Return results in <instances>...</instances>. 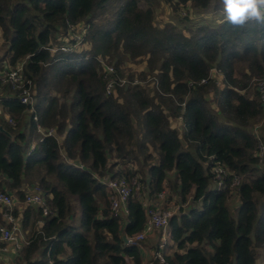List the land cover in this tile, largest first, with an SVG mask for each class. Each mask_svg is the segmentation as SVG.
Returning a JSON list of instances; mask_svg holds the SVG:
<instances>
[{
    "label": "trees",
    "instance_id": "obj_1",
    "mask_svg": "<svg viewBox=\"0 0 264 264\" xmlns=\"http://www.w3.org/2000/svg\"><path fill=\"white\" fill-rule=\"evenodd\" d=\"M142 1L153 0L0 3L7 47L0 71L6 62L15 66L27 59L24 78L35 93L38 116L37 123L19 92L0 84V126L10 134L0 131V192H16L24 202L26 177H41L39 187L52 212L43 217L31 207L24 211L28 243L16 264H143L141 247L125 245L123 233L132 237L144 229V207L131 199L123 226L111 215L106 187L95 177L111 173L118 164L110 165L111 158L137 161L127 148L138 131L137 151L155 164L142 165L144 175L142 168L139 173L120 169L114 177H139L154 198L175 173L171 189L187 207L171 221L161 250L166 264H256L259 251L264 253V170L259 142L249 129L263 119L264 101L260 93L255 98L242 93L252 79L264 77V25L221 22L192 32L187 18L186 34L179 23L156 26L153 7L142 9ZM158 1L176 11L188 5L205 11L214 0ZM69 23L89 26L82 49L51 54L47 48L67 33ZM100 60L114 64L117 72L124 64L145 62L150 74L143 71L141 78L155 80V95L142 84L131 85L136 80L131 77L107 96ZM212 69L222 72L224 88L212 80L192 85L208 79ZM172 118L183 119V138L171 127ZM37 124L55 131V137H43ZM216 163L233 173L225 188L215 185ZM234 176L241 179L237 203L230 189ZM168 196L171 202L174 196ZM40 219L45 223L38 229ZM156 245L154 254L162 243Z\"/></svg>",
    "mask_w": 264,
    "mask_h": 264
},
{
    "label": "built area",
    "instance_id": "obj_2",
    "mask_svg": "<svg viewBox=\"0 0 264 264\" xmlns=\"http://www.w3.org/2000/svg\"><path fill=\"white\" fill-rule=\"evenodd\" d=\"M89 26L86 23L79 25L68 24V31L62 34L58 41L51 47L47 48L51 54L63 53L70 54L79 52L85 43V38L88 34ZM26 61H19L15 66H11L8 62L4 64L3 69L0 71V84L2 86H11L14 91H18V98L22 105L31 107L30 114L34 115V121L38 123V116L34 113L35 93L31 87H27L31 83L24 78V67ZM104 68L105 80V94L107 96L113 95L117 86L124 87L129 82L127 79L120 78L114 64H109L100 60ZM224 76L221 71L216 69L211 70V75L208 79H204L199 83L192 84L193 86L207 85L210 80L214 81L218 86V80H214L215 75ZM222 79V80H223ZM260 87L257 92L262 94L264 101V77L259 79ZM258 82V83H259ZM140 82L135 80L131 85H139ZM243 93V92H242ZM182 119V118H180ZM10 125L16 126L13 119H8ZM37 132L43 137H55V131H46L40 124H37ZM258 138V139H257ZM259 142V167L264 166V145L260 136H256ZM35 150V145L31 146L27 155H30ZM211 172L215 176V185L218 188H225V179L232 176L230 172L221 163H216ZM105 185L106 192L110 201L111 215L115 218H127L129 215L128 203L131 199L139 201L146 212V223L144 229L136 235L127 236L129 246H139L145 242L149 237L159 232L162 238H168L170 224L172 219L177 215V212L185 208L184 206H176L173 201L169 202L168 188H165L160 194L154 198L145 196V186L139 177L128 180L125 177L110 179H99ZM241 179L234 176L232 185L230 186L232 194L236 193V187L239 186ZM25 193V200L21 205V201L15 198L11 193L0 192V211L2 212V222L0 223V263L13 264L15 259L20 256L23 248L28 243V234L22 226L21 217L16 215V212L23 206L25 209L28 207L33 208L37 212L42 211L43 217L51 215V211L47 202L41 193L39 186L26 187L22 190ZM44 220L40 219L37 222L38 229L44 225ZM165 244L162 243L160 250L153 255L152 261L148 264H153V261H159L160 264H166L162 249ZM48 264H54L49 261Z\"/></svg>",
    "mask_w": 264,
    "mask_h": 264
},
{
    "label": "rangeland",
    "instance_id": "obj_3",
    "mask_svg": "<svg viewBox=\"0 0 264 264\" xmlns=\"http://www.w3.org/2000/svg\"><path fill=\"white\" fill-rule=\"evenodd\" d=\"M14 0H0V3L3 4L5 7H11L12 3ZM149 7H153L154 11H155V24L158 27H164L166 24H173V23H179V25L177 24V27L180 31H184L186 34H188L187 29L183 26L186 24V22L183 21V19H189V21L187 22L189 24V28L192 30V32L194 31L193 28L197 27L198 25H218L221 23L223 17L220 15V0H214L212 2V4L209 6V8L205 11H198V10H193L191 8V6H187V7H181L179 8V10H175L173 7H171L170 5H166L164 3L159 2L158 0H153L152 3H148L146 1H142L141 2V8L142 9H147ZM191 32V33H192ZM3 35V30L0 27V50H1V55H3L4 51L7 50V47L4 44V39L2 37ZM189 35H191L189 33ZM89 47V46H87ZM146 72V74H150L147 70V66L145 65V62L141 63V64H132V63H128V64H124L121 66L120 71H118V75L120 78H126V79H131V77H133L134 79L140 81V84H142V86L144 87V89L149 93V95L151 97H153L155 95V91H156V87H157V83L155 82V80L153 78H148V79H142L141 78V74L142 72ZM152 77V76H149ZM222 76L216 74L214 80H218L219 82V86L221 88L225 87L224 84V79L222 80ZM143 82V83H141ZM258 78H254L252 79L250 85H249V89H247L246 91H244L243 93L246 94L247 96H249L250 98H255L256 93L257 92V88L260 87V82ZM120 95V91L117 92L116 96ZM211 99V97H210ZM261 99L263 100V96L261 94ZM214 107V106H213ZM217 109V106L215 105V107ZM171 127L175 130L178 131L179 135L181 136V138H183V134H184V122L183 119H171ZM250 131L252 133H254L256 136H260V138L263 140V136H264V117L263 119L260 121V124L256 123L255 126H252L249 128ZM139 132V131H138ZM135 134L134 139L131 141V144L128 146L127 151L132 153L133 157H137V161L134 162H125L123 160H116L114 158L110 159V165H114L116 163L113 170L111 171V173L109 175H105L104 177H98L97 175L95 176L98 179H110L112 177L115 176L116 172H118L120 169L122 170H136L139 171L142 168V165H146L150 166L155 164L154 160L151 161H145L144 155L141 152L137 151V142L140 141V136L139 133ZM35 137L32 139L34 140ZM258 139V138H257ZM184 147H188L186 142H183ZM264 145V142H263ZM189 149V148H187ZM152 154H154V151H151ZM155 155V154H154ZM156 160V159H155ZM146 168H142L143 169V174L144 175L146 173ZM260 169L264 170V166H261ZM140 175V174H139ZM138 175V176H139ZM40 178L41 177H37V176H28L26 177L25 180V185L27 187H33V186H39L40 183ZM175 181V173H170L168 175V178L166 180L165 184H168V186H166V188H168V192L169 194H172L174 197L172 198V201L174 202V204L176 206H181L182 204H180V198L176 195V191L174 189H171V182L173 183ZM23 186V187H24ZM25 188V187H24ZM23 190V189H22ZM21 190V191H22ZM7 193H11L6 191ZM12 194V193H11ZM14 196L15 198L19 199L17 196V193L14 192ZM25 195V193H24ZM145 196H148L147 191L145 190ZM232 199L235 203L238 202V195H232ZM76 206V204H75ZM183 206V205H182ZM184 207L186 208L187 205H184ZM190 207V205L188 206V208ZM179 213V211L177 212V214ZM78 215L79 212L77 210V219H78ZM73 220H68V224H72ZM76 224V223H75ZM35 227H37V225L35 224ZM30 230L33 228L32 227V223L30 225ZM159 232L153 235V238H148L145 242H143L140 247L142 250L148 251V249H151L152 247V243H164L166 244V239L164 238H159ZM153 241V242H151ZM170 243L169 239H168V244ZM153 248L154 251H156V247L157 245H154ZM152 249V250H153ZM164 249V248H163ZM148 257H144L143 258V264H148L152 261V257L154 255V253H148L147 254ZM152 255V256H151ZM151 258V259H150ZM129 264H133V263H129ZM256 264H264V253L262 251H259V259L258 262Z\"/></svg>",
    "mask_w": 264,
    "mask_h": 264
},
{
    "label": "clouds",
    "instance_id": "obj_4",
    "mask_svg": "<svg viewBox=\"0 0 264 264\" xmlns=\"http://www.w3.org/2000/svg\"><path fill=\"white\" fill-rule=\"evenodd\" d=\"M222 23L243 27L249 22L264 25V0H220Z\"/></svg>",
    "mask_w": 264,
    "mask_h": 264
},
{
    "label": "crops",
    "instance_id": "obj_5",
    "mask_svg": "<svg viewBox=\"0 0 264 264\" xmlns=\"http://www.w3.org/2000/svg\"><path fill=\"white\" fill-rule=\"evenodd\" d=\"M3 95V94H2ZM62 140H63V138L61 137L60 139L58 138V141L59 142H62ZM70 161H68V163H69ZM3 180V178L0 176V182ZM25 187V188H24ZM23 187V190H25L26 189V187L27 186H24ZM12 193V195L14 196L15 194H14V192H11ZM15 197V196H14ZM19 200V199H18ZM21 201V200H20ZM22 201H21V205H22ZM26 209H25V206H23V207H21L18 211H17V213H18V216L19 217H21V220L23 221V213H24V211H25ZM121 220H122V225L123 226H125V224H126V221H127V218H121ZM26 232L27 233H29V230H26ZM151 238H153V237H151ZM151 242H153V241H151ZM157 243H152V247H151V249H148V251H145V250H142L141 249V255H142V257L144 258L145 256L146 257H148V253H154L155 251H154V249L153 248H155V247H153L154 245H156ZM1 246V245H0ZM153 249V250H152ZM40 255V254H39ZM152 256V255H151ZM153 258V257H152ZM151 259V258H150ZM2 264V263H1ZM13 264H16V259H15V262L13 263Z\"/></svg>",
    "mask_w": 264,
    "mask_h": 264
},
{
    "label": "water",
    "instance_id": "obj_6",
    "mask_svg": "<svg viewBox=\"0 0 264 264\" xmlns=\"http://www.w3.org/2000/svg\"><path fill=\"white\" fill-rule=\"evenodd\" d=\"M0 131H1V132H6L5 129H4L3 127H1V126H0ZM6 133H7V132H6ZM7 134L10 136L9 133H7ZM123 241H124L125 245H127L128 240H127V235H126L125 233H123Z\"/></svg>",
    "mask_w": 264,
    "mask_h": 264
}]
</instances>
